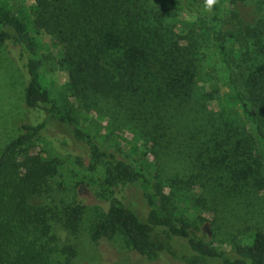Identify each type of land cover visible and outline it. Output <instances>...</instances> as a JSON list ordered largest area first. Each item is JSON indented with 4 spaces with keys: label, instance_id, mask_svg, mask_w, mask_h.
Returning <instances> with one entry per match:
<instances>
[{
    "label": "trees",
    "instance_id": "16d2710c",
    "mask_svg": "<svg viewBox=\"0 0 264 264\" xmlns=\"http://www.w3.org/2000/svg\"><path fill=\"white\" fill-rule=\"evenodd\" d=\"M188 2L32 0L27 8L14 10L9 0H0V44L12 42L21 49L27 75L24 104L46 115L39 124L22 125L23 133L0 153V264H68L73 256L71 246L57 245L51 221L74 233L83 207L64 204L52 210L31 203L46 192L48 181L58 170L57 159L28 151L48 122L72 126L73 135L87 145L90 156L107 165L106 183L111 187L137 186L146 204V216L141 219L130 207L112 200L91 231L93 243L121 233L141 256L165 254L182 264H264V231L260 229L253 232L250 242L233 247L229 253L195 238L186 225L162 216V193L153 188L147 168L139 160L118 159L101 150L74 118L60 111L43 72L45 56L38 38L48 35L61 60L84 75L88 92L126 105L136 119L153 123V115L142 105L151 99V86L157 83L158 94L164 90L183 95L190 82L203 76L199 74L202 43L211 34H218L203 25V20L193 21L191 15L181 14L182 3ZM223 13L231 14L225 10ZM240 32L229 38L243 42L248 51L246 60L253 57L248 42L263 52L264 16ZM215 40L234 94V107L252 126L264 151V60L256 69L248 65L233 67L229 61L240 58V52L233 48L229 54L224 40ZM220 108L219 104L218 116L208 119L212 127L210 140L215 154L221 156L215 172L219 179H228L227 174H240L234 180L245 179L254 160L248 147L232 140V130L226 126ZM178 241L185 242L188 252H176Z\"/></svg>",
    "mask_w": 264,
    "mask_h": 264
},
{
    "label": "rangeland",
    "instance_id": "374dc122",
    "mask_svg": "<svg viewBox=\"0 0 264 264\" xmlns=\"http://www.w3.org/2000/svg\"><path fill=\"white\" fill-rule=\"evenodd\" d=\"M197 1L199 4L195 0L182 3L181 14L191 15L193 21L203 20V25L218 32L202 43L199 74L203 76L190 82L183 95L164 90L158 94L157 83L153 84L151 99L142 104L153 115V123L136 119L126 105L88 92L84 75L61 60L52 37L41 35L38 39L45 56L43 72L60 111L74 118L101 150L118 159L139 160L147 168L153 188L162 193V216L186 225L192 236L211 247L230 253L233 247L250 242L255 230L264 231V151L252 126L234 107L215 37L224 40L229 54L233 48L240 52V58L230 59L231 66L258 68L264 60V44L259 52L248 42L253 57L246 60L248 51L243 42L229 37L263 18L264 0H218L211 13L203 10L202 0ZM9 3L18 10L27 8L32 0ZM223 10L231 14L225 16ZM26 83L21 49L12 42L0 44V153L23 133L22 125H36L46 118L42 110L25 106ZM219 104L232 140L248 147L254 160L245 179L234 180L240 174L219 179L215 172L221 156L215 154L210 140L208 119L220 114ZM28 151L58 160L57 173L48 181L46 192L31 203L52 210L64 204L83 207L74 233L51 221L59 248H73L68 264H182L165 254L138 255L121 233L110 240L92 242L91 231L112 200L130 207L141 219H145L147 207L137 186L111 187L106 183L107 165L90 156L87 145L73 135L72 126L48 122ZM176 249L177 253L188 252L184 241H178Z\"/></svg>",
    "mask_w": 264,
    "mask_h": 264
},
{
    "label": "clouds",
    "instance_id": "9594fccd",
    "mask_svg": "<svg viewBox=\"0 0 264 264\" xmlns=\"http://www.w3.org/2000/svg\"><path fill=\"white\" fill-rule=\"evenodd\" d=\"M218 0H202L203 10L207 13L213 12Z\"/></svg>",
    "mask_w": 264,
    "mask_h": 264
}]
</instances>
